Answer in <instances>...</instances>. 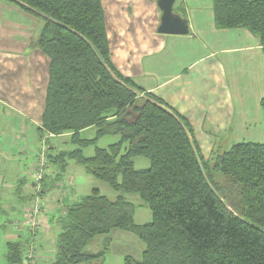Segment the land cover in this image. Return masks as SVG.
Segmentation results:
<instances>
[{
  "label": "trees",
  "instance_id": "obj_1",
  "mask_svg": "<svg viewBox=\"0 0 264 264\" xmlns=\"http://www.w3.org/2000/svg\"><path fill=\"white\" fill-rule=\"evenodd\" d=\"M5 1L42 24L34 44L50 66L41 130L70 134L75 146L57 155L49 147L47 162L59 178L72 162L116 194L111 201L93 190L65 206L51 264H103L105 252L85 249L113 231L143 245L126 264H264V145L237 144L205 159L189 123L111 63L102 0ZM212 8L217 29L248 30L264 53V0H213ZM260 105L264 111V98ZM90 128L94 138H82ZM108 136L119 141L98 148ZM136 158L149 167L135 169ZM125 195L139 198L150 222L135 223ZM25 249L8 243L9 264H21Z\"/></svg>",
  "mask_w": 264,
  "mask_h": 264
},
{
  "label": "crops",
  "instance_id": "obj_2",
  "mask_svg": "<svg viewBox=\"0 0 264 264\" xmlns=\"http://www.w3.org/2000/svg\"><path fill=\"white\" fill-rule=\"evenodd\" d=\"M157 2L102 0L116 70L184 118L205 159L237 144L264 145V53L257 37L243 28L217 29L213 0H175L173 12L187 20L189 32L161 34ZM40 29L36 18L0 0V227L7 223L14 232L3 234L5 258L8 243L26 246L32 239L25 211L39 154L47 155L46 146L51 155L73 151L65 149L74 146L70 134L56 137L41 130L50 61L34 44ZM89 133L95 136L96 131L87 129L82 138ZM77 168L69 163L61 178L52 165L44 171L51 184L48 194L62 191L58 201L46 200L35 235L49 264L59 236L54 234L59 231L55 216L59 208L64 214L63 199H74L63 192L74 186Z\"/></svg>",
  "mask_w": 264,
  "mask_h": 264
},
{
  "label": "rangeland",
  "instance_id": "obj_3",
  "mask_svg": "<svg viewBox=\"0 0 264 264\" xmlns=\"http://www.w3.org/2000/svg\"><path fill=\"white\" fill-rule=\"evenodd\" d=\"M37 20V19H36ZM41 28L42 24L40 21H38ZM41 30V29H40ZM94 135L89 133L87 134L84 138H93ZM119 141V137L116 136H108L104 137L100 141L97 142L96 146L98 148H107L108 146L117 143ZM94 146H90L88 148L83 149V155L85 157H91L94 154ZM74 150V146L68 144V147L65 150ZM47 146L45 149V153H47ZM46 159V164L43 167V178L40 184V191L37 197L33 194L34 191V181H32V185L30 186L31 188V194L29 195V208L32 204L33 200H37V210L38 212L34 216V220H36V224L40 227L41 225V218L42 215L44 214V210L47 207L46 206V200L48 201H58L60 199V195L62 194V191L59 190L58 196L56 191L51 192L50 194L49 191H47L51 186L45 188V169L47 166H50V164L47 162ZM134 163V168L137 170H144L149 167V163L146 159L143 158H136L133 160ZM77 170L80 172L79 174H74V186L71 188H66V191L63 192L64 194L68 193V195L71 193L72 196L74 197L73 200L70 198L68 199H63V205L67 206L69 204H75L76 202H80L85 196L89 195L91 191L93 190H98L101 195L107 197L109 200L113 201L116 198V194L107 186V184L97 181L93 179L92 177L86 175L81 168H77ZM47 185V184H46ZM51 185V184H50ZM60 187V186H59ZM48 194V195H47ZM60 194V195H59ZM57 196V197H56ZM62 200V199H61ZM125 200L129 203H131L134 206L135 212H134V219L135 223L138 225H144L148 222L151 221V213L148 210L146 206H144L139 198L135 195H125ZM61 203V202H60ZM28 208V209H29ZM9 214H7L8 216ZM55 221L59 223V231H54L55 235H58V233H61V227H62V219H63V214L61 208H59L58 213L55 216ZM4 221L7 222V220L4 218ZM4 222V223H5ZM35 225V224H34ZM48 227H53L55 228L54 223H49L47 222ZM56 229V228H55ZM40 229L36 227L34 231H31V237L30 243L26 245V249L23 250V257H22V263L21 264H49L48 262V255L44 254L42 250L39 249L38 243L35 241V235L36 233H40ZM50 232H53L52 230H48ZM5 233H13L11 227L5 223V227L1 228L0 227V264H9L7 259L5 258V251H6V242L3 240V234ZM20 233H23L21 231ZM40 235V234H38ZM109 242V246L107 247V250L105 248L106 243ZM32 247V248H31ZM33 249L34 251V259L29 262L27 260L26 255L28 254L29 249ZM106 250V251H104ZM143 250V245L131 234L121 232V231H113L110 235L108 236H98L95 239L92 240V242L86 247L85 252L90 253V254H97L100 252H105L104 259H103V264H126L125 259L126 258H132L133 260H139L141 252ZM38 251V252H37ZM46 258V259H45ZM130 264H133L130 262Z\"/></svg>",
  "mask_w": 264,
  "mask_h": 264
},
{
  "label": "water",
  "instance_id": "obj_4",
  "mask_svg": "<svg viewBox=\"0 0 264 264\" xmlns=\"http://www.w3.org/2000/svg\"><path fill=\"white\" fill-rule=\"evenodd\" d=\"M174 2L175 0H158L157 5L162 13L158 32L161 34L187 35L189 32L187 20L173 12Z\"/></svg>",
  "mask_w": 264,
  "mask_h": 264
},
{
  "label": "built area",
  "instance_id": "obj_5",
  "mask_svg": "<svg viewBox=\"0 0 264 264\" xmlns=\"http://www.w3.org/2000/svg\"><path fill=\"white\" fill-rule=\"evenodd\" d=\"M45 164H46V159H45V154L43 151L38 156V162L36 164L34 174H33L34 184L36 181V184L34 185L35 186L34 187L35 192L33 193L35 195V197H37V195L39 194V191H40V184H41V181L43 178V167ZM37 202L38 201L36 199L33 200L30 208L25 211V214H26L25 224H27V227L29 228L30 232L34 231V229L36 227H38V225L36 224L37 223L36 220H34V216L38 212ZM31 248L29 249L28 254L26 255L27 260H31L35 256L34 251Z\"/></svg>",
  "mask_w": 264,
  "mask_h": 264
}]
</instances>
